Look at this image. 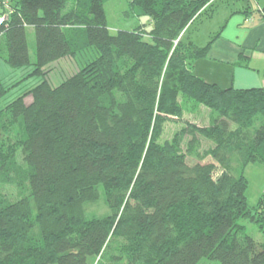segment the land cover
<instances>
[{"label": "trees", "instance_id": "trees-1", "mask_svg": "<svg viewBox=\"0 0 264 264\" xmlns=\"http://www.w3.org/2000/svg\"><path fill=\"white\" fill-rule=\"evenodd\" d=\"M107 1H8L0 56L26 71L12 84L0 76V133L18 124L26 168L0 144V180L27 182L29 194L0 193V264H264V240L244 223L264 231V193L250 205L245 175L264 164V86L195 72L220 35L192 37L212 0H130L150 22L116 33ZM78 55L79 69L53 84L51 64ZM202 107L206 124L185 117ZM169 121L181 126L165 138ZM101 194L110 212L89 215Z\"/></svg>", "mask_w": 264, "mask_h": 264}, {"label": "rangeland", "instance_id": "rangeland-1", "mask_svg": "<svg viewBox=\"0 0 264 264\" xmlns=\"http://www.w3.org/2000/svg\"><path fill=\"white\" fill-rule=\"evenodd\" d=\"M12 4L16 3V0H8ZM229 0H212V2L208 5L206 14L204 16L197 17L196 20L192 23V37L195 42L199 45H205L207 41L210 39L213 32L217 31L219 27L222 25L224 19L230 14L232 10L243 8L248 3L252 4L254 7L256 6V0H231L229 5L226 3ZM264 1V0H260ZM72 3L69 2L68 6L65 10H68L71 7ZM105 10L108 18V25L112 33H116L120 29H133L139 23L146 22L148 17L142 15L141 17L137 16L133 7L130 3V0H108L105 2ZM211 14V15H209ZM147 23V22H146ZM27 38L28 45L31 54L32 61L35 60V31L33 27L27 28ZM91 54L88 57L92 56L93 58L95 54H93V50L89 51ZM53 66V70L51 73V81L53 84H58L62 81L67 75L73 73L81 66L79 55L74 59H60L51 64ZM26 70L16 69L14 70L9 65L5 63L2 56H0V76L12 84L19 80ZM37 78L33 76H29L24 79L21 84H18L14 87V90L24 89L30 86L33 82H35ZM20 90V91H21ZM18 92H15L13 95H16ZM207 109L202 107L197 113L195 112H186L185 117L189 120L195 121L199 124H206V114ZM181 122L177 121H169L166 123L165 127V138H170L173 132L179 127ZM6 125L8 130L4 129L3 134L0 133V144H4L8 146V148L16 151V157L20 164H22L23 168H26V165L23 160V154L21 153V148L19 145V141L22 136V131L19 129L17 123H11L6 121ZM11 143H14L13 147ZM196 159L190 158L189 162L194 163ZM245 175L248 178V186L246 189V195L248 198V202L250 205H256L260 196L264 193V164L256 162L250 163L245 169ZM25 186H21L16 182H3L0 180V193L10 200H17L23 196H27L29 194L27 182L24 184ZM86 211L89 215H97L102 216L106 215L110 212V209L105 200L104 194H101V197L97 201H92L86 204ZM247 225L246 231L251 234L257 240H264V231H261L257 225L244 221ZM57 264V263H54ZM198 264H220V261L217 259H210L207 257L202 258Z\"/></svg>", "mask_w": 264, "mask_h": 264}, {"label": "crops", "instance_id": "crops-1", "mask_svg": "<svg viewBox=\"0 0 264 264\" xmlns=\"http://www.w3.org/2000/svg\"><path fill=\"white\" fill-rule=\"evenodd\" d=\"M248 5L255 11L232 10L217 30L220 35L208 56L196 61L195 72L207 81L235 88L264 86V16L260 11L264 1L256 0L255 7Z\"/></svg>", "mask_w": 264, "mask_h": 264}, {"label": "built area", "instance_id": "built-area-1", "mask_svg": "<svg viewBox=\"0 0 264 264\" xmlns=\"http://www.w3.org/2000/svg\"><path fill=\"white\" fill-rule=\"evenodd\" d=\"M13 9L8 0H0V26L7 23Z\"/></svg>", "mask_w": 264, "mask_h": 264}]
</instances>
